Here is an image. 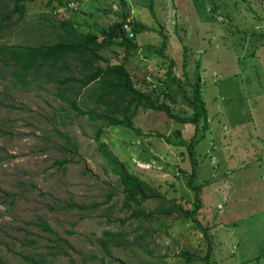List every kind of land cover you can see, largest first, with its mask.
Wrapping results in <instances>:
<instances>
[{
  "label": "rangeland",
  "instance_id": "374dc122",
  "mask_svg": "<svg viewBox=\"0 0 264 264\" xmlns=\"http://www.w3.org/2000/svg\"><path fill=\"white\" fill-rule=\"evenodd\" d=\"M47 2H26L21 16L15 0H0V46L57 41L62 19L99 33L127 10L147 26L125 61L136 87L168 84L179 93L180 82L192 95L200 80L210 130L193 141L194 183L202 187L197 217L208 228L211 261L264 264V0H71L55 9ZM126 52L111 44L100 51L101 65L123 62ZM171 63L176 81L166 77ZM70 65L52 81L29 76L22 84L0 54V264H205L204 232L174 208L194 206L188 145L202 131L144 107L133 118L143 135L106 127L101 139L110 153L155 191L126 204L95 136L102 121L77 114L57 94L64 90L55 80L81 77ZM89 88L76 96L81 106ZM173 111L192 109L183 98Z\"/></svg>",
  "mask_w": 264,
  "mask_h": 264
},
{
  "label": "trees",
  "instance_id": "16d2710c",
  "mask_svg": "<svg viewBox=\"0 0 264 264\" xmlns=\"http://www.w3.org/2000/svg\"><path fill=\"white\" fill-rule=\"evenodd\" d=\"M30 1L35 0H15L13 13H20L22 16L25 11L24 4ZM121 1L125 4L124 0ZM70 3L71 0H48L47 2L48 6L54 9L66 7ZM215 9H218V7ZM120 16L121 19L119 21L107 27H102L99 33L79 32L72 20L62 19L60 24L65 34H58L59 40L48 44L40 43L37 46H9L4 44L0 46V54L7 62L11 61L17 66L15 71H12V74L15 76V80L22 84L30 82V79H27L29 76H32L31 79L34 80H40L39 78L43 77L47 81H52L55 79L53 77L60 75L67 69L70 70V64H74L75 66L78 64V67L81 69V77L77 78L74 75H68L67 77L55 80L63 86L64 91H68V93L59 91L57 94L63 100H67L77 114H87L90 120L102 121V124L96 130L95 136L101 153L107 158L112 171L119 176L118 181L123 186L126 204L130 202L141 204L147 199L148 190L155 191L149 183L132 173L124 162H119L110 153L106 142L101 139L106 127L124 126L134 130L138 135H143L144 132L135 126L133 118L136 116L138 109L144 107L164 111L170 118L182 124L194 125L195 132L201 130L202 135L200 138H196V133L192 142L188 145V151L193 161V168L188 184L194 189V206L189 209L185 208L182 204H176L174 208L178 211L181 219H189L195 226L202 229L208 241V252L200 259L205 261V264H213L211 261L213 247L209 240L208 228L203 226L197 217L202 207V187L194 183L196 160L193 153V147L195 146L193 141L196 140V144H198L200 139L204 135H207L208 132L206 133V131L210 130L209 111L207 103L203 99L202 85L200 80H196L193 83L192 95L186 92L187 90L180 82L178 85L181 88V92H175L164 78H159L158 80L163 82V84H167L165 88H157L154 84L151 91H143L136 87L125 61L140 48L135 38L139 31H146L147 26L137 19H131L130 23L135 33L134 37L131 38L123 30V24L129 19L130 12L126 10ZM0 18L1 26L4 21L1 11ZM165 42L166 40L163 41V45ZM113 43L126 47L127 52L124 61L121 63L106 62L105 65H101V62L106 61V59L100 51ZM173 64L171 63L168 68L166 77H171L176 81L177 78L174 75ZM70 83H77L76 89ZM87 87H90L89 95L87 100L82 101L84 106H81L76 96L80 95L83 89ZM74 89L75 96L72 98L70 91L72 92ZM183 98L188 100V104L192 109L191 114H178L173 111V105L177 101L182 102ZM166 99L170 103H167ZM179 170L185 172L181 165L179 166ZM158 196L162 197L161 194H158ZM141 215L149 216L141 211L136 212V216ZM43 227L45 230L52 231V228L46 222H43ZM108 234L115 235L113 233ZM182 254L189 258L195 257L184 251ZM27 260L31 264H46L43 260Z\"/></svg>",
  "mask_w": 264,
  "mask_h": 264
},
{
  "label": "built area",
  "instance_id": "2783aa9c",
  "mask_svg": "<svg viewBox=\"0 0 264 264\" xmlns=\"http://www.w3.org/2000/svg\"><path fill=\"white\" fill-rule=\"evenodd\" d=\"M130 18L123 24V30L126 32V34L129 36V37H134L135 33L134 31L132 30V26H131V23H130Z\"/></svg>",
  "mask_w": 264,
  "mask_h": 264
}]
</instances>
